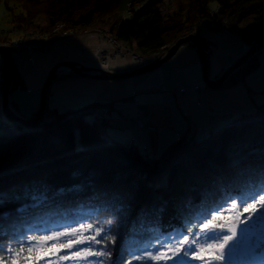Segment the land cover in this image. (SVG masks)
Returning <instances> with one entry per match:
<instances>
[{"label": "trees", "instance_id": "trees-1", "mask_svg": "<svg viewBox=\"0 0 264 264\" xmlns=\"http://www.w3.org/2000/svg\"><path fill=\"white\" fill-rule=\"evenodd\" d=\"M119 3L0 0L20 30L39 28L35 20L40 15L47 30L67 20L107 30L120 47L147 59L163 55L191 33L201 37L207 51L208 42L197 31L204 22L238 35L248 50L264 41V0H193L170 16L161 13L164 0H151L126 22L117 15ZM259 53L230 74L224 86L243 82L258 66ZM15 86L12 81L11 90ZM89 108L54 113L36 129L16 124L19 131L0 132V244L13 246L29 235L80 224L96 227L112 219L111 259L116 261L122 247L155 246L189 229L193 239L209 213L218 214L219 208L225 216L235 215L241 209L232 210L234 200L239 204L264 191L263 108L200 139L183 137L156 158L103 136L106 123L86 119L93 113Z\"/></svg>", "mask_w": 264, "mask_h": 264}, {"label": "crops", "instance_id": "crops-1", "mask_svg": "<svg viewBox=\"0 0 264 264\" xmlns=\"http://www.w3.org/2000/svg\"><path fill=\"white\" fill-rule=\"evenodd\" d=\"M222 31L224 30L211 29L207 24L204 35L199 33L208 42L206 52L211 78H217L225 68L246 53L242 43L243 50L240 53L228 51L229 44L218 34ZM190 46L186 63L174 62L172 58L164 66L143 76L122 81L86 78L60 70L49 89L45 118L51 120L54 113L79 110L96 103L120 99L126 104L124 107L134 114L137 104L144 112L152 115L154 131L135 127L122 130L118 127L119 119L115 116L105 122V132L125 144L133 140L134 145L147 156L158 157L167 152L169 146L177 140L178 133L184 134L186 138L200 139L241 115L255 113L258 108L264 109V50L256 57L258 66L243 82L211 90L201 84V61L195 46ZM116 49L110 40L96 31L77 33L45 44H33L27 49H15L18 52L11 56L16 86L14 91L10 90V107L23 118L34 116L39 109L41 91L48 75L54 67L65 62L111 72H121L137 66L131 55H120ZM106 51L110 56L103 64L100 54ZM3 70V60H0V119L6 121L3 119L1 97ZM197 85L201 87L200 105L195 103ZM183 89L186 92L184 97L181 94ZM171 92L175 94V103L170 112H165L160 104L167 100ZM224 110L231 112L229 118L211 117L212 112ZM111 129L121 132H113Z\"/></svg>", "mask_w": 264, "mask_h": 264}, {"label": "snow or ice", "instance_id": "snow-or-ice-1", "mask_svg": "<svg viewBox=\"0 0 264 264\" xmlns=\"http://www.w3.org/2000/svg\"><path fill=\"white\" fill-rule=\"evenodd\" d=\"M231 208L241 211L225 216L218 208L215 210L218 214L209 213L211 218L199 225V231L192 240L188 238L192 235L191 229L188 234L176 233L175 239L169 237L168 242L161 243L155 253L148 250L151 245L122 247L119 258L112 261L111 246L116 242L115 236L111 235L114 222L107 219L96 227L80 224L40 236L29 235L13 246L0 244V264H63L64 261L69 264H133L134 260L140 264H159L160 261L182 264L189 258L202 264H223L228 260L230 242L236 239L237 229L248 225L264 212V191L256 193L253 198L241 200L239 204L234 200ZM243 213L248 215L241 219ZM86 232L89 235H85ZM129 244H134V241ZM97 245L101 247L97 248ZM64 249L74 251L61 255Z\"/></svg>", "mask_w": 264, "mask_h": 264}, {"label": "rangeland", "instance_id": "rangeland-1", "mask_svg": "<svg viewBox=\"0 0 264 264\" xmlns=\"http://www.w3.org/2000/svg\"><path fill=\"white\" fill-rule=\"evenodd\" d=\"M192 1L193 0H164L163 6L161 8V13L164 14L165 16L173 15L176 12H178V10L181 8L180 6H182L183 9H187L189 7L190 2H192ZM150 2H151V0H120L119 7L117 10V15H118V17H120L123 20V22H126L127 20H129V17L133 13L134 10H139V9L145 7ZM62 21H65L67 28L70 29L71 27H73V29L75 30L74 34L89 33L90 31L99 32L101 35H103L104 37H106L108 40L111 41V43L117 48L116 50H117L118 54H120V55H131L134 58V60L137 62V66L135 68L145 66V65L149 64L150 62L154 61L155 59H157L159 57L158 56V57H154L152 59H147V58L140 57L138 54H136L133 51H127L123 47H120V45L114 40V38L111 37L110 33L107 30L89 29L87 27L72 25L67 20H62ZM62 21L55 22V24L53 26H51V30L50 29L47 30L44 28V27H46V19L43 15H40L35 20V23L37 24V26L39 28L28 29L26 32L31 31L32 33H34L31 37L33 39L37 40L40 37L45 36L44 34L46 32L53 31V29H55V27H57V25L62 24ZM13 28L19 29L18 27H16L15 25H12L10 23L8 15L4 10V7L2 6V4H0V46L7 47L10 50L11 55L16 54V52H18V51L11 48V46L9 45L10 44L9 41L24 39V36L26 37V35L13 34V32H11L12 31L11 29H13ZM206 30H207V23H205V22L201 23V25L197 29L198 33H200L201 35L202 34L204 35ZM22 31H24V30H22ZM74 34H72V35H74ZM218 34H219V36L224 38V40L229 44L230 49L228 51H230V52L238 53L239 51H242L243 49H241V47H242L241 43L245 46L246 53L253 47L252 46L248 50L249 45L236 34H233V33L229 34V32L227 33V31H222V32H219ZM25 40H28V39L25 38ZM36 42L37 41L31 42L32 44L29 45V47H31L34 43L39 44ZM188 43H190V42L184 43L182 46H180V48L178 49V52L173 57H171L170 59L173 58L174 62L179 61V62L186 63L188 61V58H189L188 50H189V47H191ZM40 44H42V43H40ZM43 44H45V43H43ZM257 44H259V43H257ZM257 44H255V45H257ZM173 45L169 46L167 51ZM262 50H264V49H262ZM262 50H260V52ZM167 51H165V53ZM103 53L104 52H102L100 54V58H101ZM164 54L161 56H164ZM105 55L107 56V59L105 62H103V64H105L107 62V60L110 56L108 51H106V53L103 56H105ZM170 59L167 62H165L164 64H167L170 61ZM0 60L2 61L1 55H0ZM208 62H209V60H208ZM164 64H162L160 67L164 66ZM135 68H132V69H135ZM228 68H225L219 76H221ZM129 70H131V69H129ZM125 71H127V70H125ZM121 72H123V71H121ZM147 73H149V72H147ZM147 73H144V74H141V75H138L135 77L143 76ZM209 76H210V67H209ZM132 78H134V77H132ZM129 79H131V78H129ZM212 79H216V78H212ZM124 80H126V79H124ZM117 81H122V80H117ZM201 84L204 87L208 88L206 86L205 81H204L203 73H202V78H201ZM224 85H225V83H224ZM200 88L201 87L199 85H197V88H196L198 90L197 99H200V101L202 102L201 97L199 95V89ZM222 88H225V86H223ZM222 88H220V89H222ZM220 89H218V90H220ZM181 94L183 95V97L186 96V92L184 89L181 90ZM112 103L117 104V106L119 107L118 111H121V110H124L126 112L128 111L124 107L126 104L123 103L122 99L112 100V101H108V102H104V103H96V104H93L89 107L93 111L99 110L102 113V115H104V110L107 108V106H109ZM174 103H175V94H174V92H171L168 94L167 100L165 102L161 103L160 105H161V108L163 109V111L170 112V109L172 108ZM200 104L201 103H197V105H200ZM136 111H139L145 120H146V118L149 119V123L145 122L144 125H139L136 122H131V119L135 116V113L131 114L128 111L129 117L126 118L127 122L125 123V125H123L121 122H119L118 127L122 130L132 129L135 127V128H139V129H146L148 131H154L155 127L152 124L153 123L152 115L144 112L142 109H140L138 107L137 104H136L135 112ZM230 115H231V112L229 110H224L221 112H215L214 111V112H212L211 117L212 118L226 119V118H229ZM3 116H4L3 119H5L6 121L0 119V122H6L8 125H10L12 127L11 133H6V134H12V133L19 131V128L16 127V124H18V123L10 121L8 118L5 117L4 114H3ZM104 116L106 118L105 117L99 118L96 116L95 112L85 114L86 119L92 120L94 118L95 121H98V122L99 121H104V122L110 121V119L112 118V115H110V114H107V115L105 114ZM96 117L99 118V120H96ZM113 117H115V116H113ZM111 130H113V132L114 131L121 132L118 129H111ZM3 133H5V132H3ZM102 134H103V136H105L106 132L104 130H102ZM109 137L114 139V137H112V136H109ZM183 137L186 138L184 134H181V133L177 134V140H179ZM186 139H189V138H186ZM128 144L135 146L133 140H130V142ZM153 158H156V157H153ZM263 218H264V212H262L258 217H256L253 221H251L248 225H245V226L241 225L240 228L237 229L236 239L234 241L230 242L232 244V246L228 250V260L223 262V264H264V219ZM241 219H243V218H241ZM65 227H71V226H64L63 228H65ZM63 228H60V229H57L54 231H59V230H62ZM85 235H89V233L86 232ZM201 236H202V234H201ZM97 239H99V237H97ZM172 239H175V238H172ZM189 240H192V239H189ZM166 242H168V239L159 240L155 246H151L148 250L155 253L156 248H158L161 243H166ZM58 247H59V245H58ZM80 247H83V246H80ZM97 248H98V245H97ZM67 251H74V249H72V250L64 249L60 254L62 255V254H64V252H67ZM168 254L170 255L171 253H168ZM90 259H92V258H90ZM41 264H43V262H41ZM63 264H69V262L64 261ZM133 264H140V262H137L134 260ZM152 264H156V262H152ZM159 264H165V262L160 261ZM167 264H172V261H168ZM178 264H179V262H178ZM182 264H202V262L199 260L189 258L188 260L182 261Z\"/></svg>", "mask_w": 264, "mask_h": 264}, {"label": "water", "instance_id": "water-1", "mask_svg": "<svg viewBox=\"0 0 264 264\" xmlns=\"http://www.w3.org/2000/svg\"><path fill=\"white\" fill-rule=\"evenodd\" d=\"M190 42L192 43L199 55L201 66H202V73L203 78L206 83V86L212 90H218L224 86V83L234 72L237 68L244 65L250 57H252L258 51L264 49V41L260 42L257 45H254L247 53H245L242 57H240L233 65H231L221 76L216 79H212L209 76V62H208V55L207 52L201 42V38L198 35L193 33L187 35L179 39L174 45L164 54V56H159L154 61L150 62L149 64L123 71V72H111L104 69H91L84 66H80L75 62H65L54 67L50 74L48 75L44 86L41 91L40 97V106L38 111L34 114V116L30 118H23L19 116L16 112L12 110L10 107V90L14 76V62L11 56V53L7 47L0 46V55L3 60L4 70L2 76V85H1V97L3 101V113L6 118H8L12 122H16L28 129H36L40 127V125L45 120V112L47 107V100H48V93L51 84L53 81L58 77V73L60 70H65L66 73L76 74L81 77L98 79V80H108V81H117V80H124L129 79L150 71L155 70L156 68L160 67L162 64L167 62L171 57H173L180 46L184 43Z\"/></svg>", "mask_w": 264, "mask_h": 264}, {"label": "built area", "instance_id": "built-area-1", "mask_svg": "<svg viewBox=\"0 0 264 264\" xmlns=\"http://www.w3.org/2000/svg\"><path fill=\"white\" fill-rule=\"evenodd\" d=\"M13 34H18V35H26L24 36V39H19L15 41H9V45L13 49H26L31 45V42L37 41L36 43H48L52 42L53 40L68 37L72 34H74L75 30L73 27L70 29L67 28L65 21H62V24L57 25L53 31L46 32L43 37H40L39 39L35 40L31 36L34 34L31 31L24 32L20 29L13 28L11 29ZM27 38L28 40H25ZM35 44V43H34ZM106 52H104L101 56L102 62H105L107 59V56H103ZM116 106V107H115ZM139 107V106H138ZM118 106L116 103H112L107 108L104 110V115L110 114L113 116H116L119 119V122H121L123 125L127 122V119L129 117V112L121 110L118 111ZM117 109V110H116ZM138 109V108H137ZM96 113V116L99 118H104L105 116L102 115V113L99 110H94ZM114 112V113H113ZM96 117V120H99V118ZM106 118V117H105ZM147 120V121H146ZM146 120L143 118L142 114L139 111L135 112V116L131 119V122H136L139 125H144L145 122L149 123V119L146 118ZM12 127L8 125L6 122H0V132H5V133H11Z\"/></svg>", "mask_w": 264, "mask_h": 264}, {"label": "bare ground", "instance_id": "bare-ground-1", "mask_svg": "<svg viewBox=\"0 0 264 264\" xmlns=\"http://www.w3.org/2000/svg\"><path fill=\"white\" fill-rule=\"evenodd\" d=\"M195 103L197 104V103H202L201 101H200V99H197L196 101H195ZM130 142V141H129ZM129 145V144H128Z\"/></svg>", "mask_w": 264, "mask_h": 264}]
</instances>
